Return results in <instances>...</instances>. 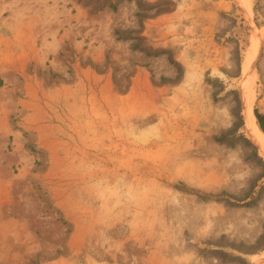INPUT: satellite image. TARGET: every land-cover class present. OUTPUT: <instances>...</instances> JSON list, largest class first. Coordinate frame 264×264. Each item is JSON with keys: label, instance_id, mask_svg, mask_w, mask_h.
Segmentation results:
<instances>
[{"label": "rangeland", "instance_id": "obj_1", "mask_svg": "<svg viewBox=\"0 0 264 264\" xmlns=\"http://www.w3.org/2000/svg\"><path fill=\"white\" fill-rule=\"evenodd\" d=\"M250 13L264 31V0H0V264H263Z\"/></svg>", "mask_w": 264, "mask_h": 264}, {"label": "bare ground", "instance_id": "obj_2", "mask_svg": "<svg viewBox=\"0 0 264 264\" xmlns=\"http://www.w3.org/2000/svg\"><path fill=\"white\" fill-rule=\"evenodd\" d=\"M249 19L254 26L251 13L249 14ZM260 35L264 36V31L257 30L256 27L254 26V36L257 37ZM244 70L246 69L244 68ZM254 104H255V95L251 91L245 89L242 93V110L245 120L246 136L259 147L261 155L264 157V131L259 126L254 111ZM253 264H259V261L253 258ZM263 264H264V260H263Z\"/></svg>", "mask_w": 264, "mask_h": 264}, {"label": "trees", "instance_id": "obj_3", "mask_svg": "<svg viewBox=\"0 0 264 264\" xmlns=\"http://www.w3.org/2000/svg\"><path fill=\"white\" fill-rule=\"evenodd\" d=\"M257 118H258V120H259V124L261 125V127H262L263 130H264V122H263V118H262V116H261V115H257Z\"/></svg>", "mask_w": 264, "mask_h": 264}]
</instances>
